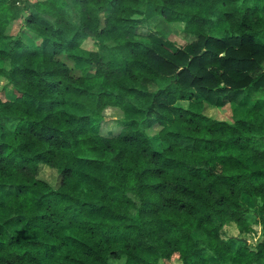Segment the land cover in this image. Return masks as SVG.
Wrapping results in <instances>:
<instances>
[{
    "label": "trees",
    "instance_id": "obj_1",
    "mask_svg": "<svg viewBox=\"0 0 264 264\" xmlns=\"http://www.w3.org/2000/svg\"><path fill=\"white\" fill-rule=\"evenodd\" d=\"M0 79V264H264V0H0ZM228 94L233 122L207 112ZM110 106L140 127L95 132Z\"/></svg>",
    "mask_w": 264,
    "mask_h": 264
},
{
    "label": "rangeland",
    "instance_id": "obj_2",
    "mask_svg": "<svg viewBox=\"0 0 264 264\" xmlns=\"http://www.w3.org/2000/svg\"><path fill=\"white\" fill-rule=\"evenodd\" d=\"M28 0H11V2L24 6ZM35 1V0H31ZM59 2H63L64 0H58ZM25 14H27L25 12ZM23 24V19H19L14 23L13 30L19 31V28ZM141 24L150 29L158 32L160 36L163 38L165 44L171 49H177L179 46L185 43L184 33L182 31V25L180 22H169L165 18L159 15H148L145 19L141 21ZM23 40L28 42L31 45L38 46L40 40L34 36H31L27 33L21 34ZM112 42L109 40H99L97 38H89L85 42V46L89 49H100L104 53H109L112 49ZM5 81L0 79V92L3 89ZM12 95L11 91L8 90L5 92V96L10 97ZM235 94H228L222 97V103L219 106H210L207 109L208 114L213 115L219 119L229 120L231 122L235 121L237 117L241 116L238 113V105L237 101L233 100ZM141 116L138 115L135 110L130 109V111H123L119 107L110 106L107 107L102 115L96 116L93 119V130L97 133H101L102 135L109 136L114 132H117L120 127L121 120L126 118L131 119L134 123L135 127H140L141 124ZM153 119V118H152ZM0 122L6 125H14L15 122L9 119L8 117L0 114ZM145 127L148 129L155 128L153 125V121L151 119L146 120L144 123ZM42 177L48 180L53 186H58L60 182V174L52 168L43 166ZM261 204L259 198H253L251 201V208L257 210L258 205ZM217 223H220V219L216 218ZM223 236L225 238L235 239L237 237H242L246 239L249 243L257 244L262 239V228L259 223L253 222L252 229L249 232H240L237 225L234 223L226 224L223 227ZM174 264H180L179 261Z\"/></svg>",
    "mask_w": 264,
    "mask_h": 264
},
{
    "label": "crops",
    "instance_id": "obj_3",
    "mask_svg": "<svg viewBox=\"0 0 264 264\" xmlns=\"http://www.w3.org/2000/svg\"><path fill=\"white\" fill-rule=\"evenodd\" d=\"M261 92V91H260ZM260 92H259V95H261L260 94ZM263 93V97H264V92H262ZM250 98V97H249ZM251 99V98H250ZM237 103V105H238V113H240V114H244L245 112H246V107H244V106H241L240 104H239V102L237 101L236 102ZM262 104H264V102L262 103ZM238 118V117H237ZM229 121V120H228Z\"/></svg>",
    "mask_w": 264,
    "mask_h": 264
}]
</instances>
